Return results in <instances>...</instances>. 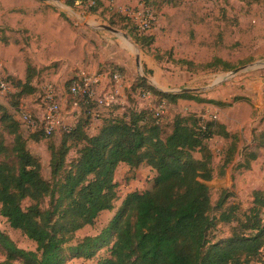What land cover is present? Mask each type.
Returning a JSON list of instances; mask_svg holds the SVG:
<instances>
[{"label": "trees", "instance_id": "obj_1", "mask_svg": "<svg viewBox=\"0 0 264 264\" xmlns=\"http://www.w3.org/2000/svg\"><path fill=\"white\" fill-rule=\"evenodd\" d=\"M95 1L96 7L87 15L101 8L99 0ZM66 5L76 9L73 0H67ZM115 17L108 24L124 31L131 28L129 37L138 47L153 45V38L139 33L129 19ZM179 63L191 65L183 60ZM220 65L231 68L220 59L202 68L215 70ZM119 70L109 72L111 75L100 69L98 72L111 77ZM35 72V67L28 65L24 79H10L16 88L10 96L14 97L11 108L17 109L23 98L34 94ZM124 91L127 95L148 92L155 103L151 108L117 113L115 105L97 107L73 98L67 90L69 104L77 102L85 112L73 120L67 132H61L58 145L48 142L49 179L42 175L40 158L27 148L20 120L0 104V129L11 137L10 144H3L0 136V216L35 244L34 251L20 249L0 231V264H67L73 260L93 264H264V190H251V205L241 216L238 207L229 204L232 191L222 187L216 202L211 201L209 183L215 177L223 178L237 160V134L217 122L207 123L202 130L177 116L170 133L163 137L162 115H157L156 106L161 102L204 100L193 93L159 92L142 77H136L130 85L125 81ZM238 100L241 98H234L228 107ZM100 109L108 114L102 118L98 115L99 124L91 130V112ZM30 132L36 142L57 134L45 137L39 127ZM216 135L229 142L222 149L218 168L206 144ZM252 145L264 150L259 142ZM72 149H76V157L67 161ZM260 156L256 152L245 159L241 156L233 172H246L250 162ZM121 166L129 170L151 168L155 172L151 190L122 197L116 178ZM119 200L120 206L99 234L70 245L77 232L94 225L101 213L112 212ZM219 223L235 225L229 238L213 242L210 235ZM104 249L106 255L99 258Z\"/></svg>", "mask_w": 264, "mask_h": 264}, {"label": "rangeland", "instance_id": "obj_2", "mask_svg": "<svg viewBox=\"0 0 264 264\" xmlns=\"http://www.w3.org/2000/svg\"><path fill=\"white\" fill-rule=\"evenodd\" d=\"M6 1L13 0H0V15L3 19V22L0 21V81H4L9 89L0 90V104L7 107L16 120H20V130L27 140V148L40 158L45 179H49L50 172L48 142L58 145L62 137L60 134L65 131L36 142L32 139L30 130L22 123V111H28L33 119H38L43 110L41 96L44 87L51 85L63 97L60 98L62 116L70 127L72 120H76L79 114L85 112L82 106L76 110L69 104L67 90L72 80L82 74L98 72L99 69L110 74L109 72L113 70L117 72L118 68L122 82L120 95L114 93L113 84L109 82L104 83L102 91L103 94L110 93L114 97L118 103L115 106L119 108L117 113H123L127 109L143 110L154 105V100H144L141 91L129 95L125 93V81L130 85L136 77L143 76L151 87L167 94H182L181 90L197 89L199 92L195 94L204 100L203 103L198 101L190 103L185 100L166 103L160 120L163 137L170 133L174 118L177 116H182L187 119L188 124L202 130L209 122L221 123L239 137L238 147L242 154L238 151L235 159L240 155L245 159L248 154L256 152L261 155L259 169H263L264 150L257 149L252 143L259 142L264 146V0H132V3L119 5L114 0H108L109 4L106 5L108 12L97 13V18L94 17L95 14L83 15L80 11L68 7L67 0L53 1L48 6L55 14L57 12L65 14L68 20L69 28L61 30L60 35H63V38L53 35L55 33L48 26L50 19L26 21V25L13 19L6 21L5 13L7 14L11 8L7 6L12 4L11 2L4 5ZM133 2L146 5L158 18L151 35L154 42L151 47L144 49L138 47L129 37L131 28L124 31L108 24L109 19H117L115 16L124 17L117 12L118 7L135 4ZM60 6L73 12L76 18L61 12ZM111 14L114 15L110 18ZM102 25L116 29L119 33L114 34L101 29L99 26ZM28 26H32L33 33L30 34ZM122 34L128 38L125 39ZM5 40H11L12 44L9 41L4 43ZM137 57L140 68L136 66ZM215 59L229 64L231 68L225 69L222 65L215 70L202 68ZM180 60L191 65L181 64ZM23 63L25 67L27 64H33L37 68L32 80L35 92L32 96L23 98L17 109H13L10 105L14 97L10 96L16 88L10 79L24 77ZM237 70L240 71L231 75ZM110 75H107V78ZM6 78H9L13 85ZM234 98L241 100L228 107ZM93 112L100 115V118L108 114L102 109ZM98 124L99 120L94 119L93 125L90 126L91 130ZM215 128L212 130H216ZM0 136L3 144H10L11 137L4 134L1 129ZM206 144L214 154V165L218 168L222 149L227 144L229 146V142H224L216 135L206 140ZM75 150L72 149L68 153L67 161L76 157ZM235 167L234 163L229 167L231 171L228 170L231 176L235 174L237 178L235 188H228L231 186L230 179L223 181L222 184L215 180L209 183L210 195L214 204L222 185H226L225 188L233 192L229 204H235L238 207L237 214L241 216L251 205V190L257 187L264 190V178L257 183L256 181L251 183L249 177L252 175L258 180L260 170L259 174H255L253 168L250 172L248 168L246 171L248 173L241 172L238 175L237 172H233ZM148 170L150 169L146 166L131 170L121 166L117 169L116 178L122 197L133 191L151 190L154 176ZM120 202L121 200L114 203L112 212L101 213L94 225L77 232L70 245L86 236L99 234L112 219ZM234 225L217 224L210 235L212 241L218 242L229 238ZM0 231L18 248L34 251L35 244L19 231L10 228L1 216ZM102 255H106L105 249L98 257ZM2 260L3 257L0 255V261ZM67 264L93 263L73 260Z\"/></svg>", "mask_w": 264, "mask_h": 264}, {"label": "built area", "instance_id": "obj_3", "mask_svg": "<svg viewBox=\"0 0 264 264\" xmlns=\"http://www.w3.org/2000/svg\"><path fill=\"white\" fill-rule=\"evenodd\" d=\"M73 6L76 10L80 11L83 15H87L91 10L96 7L95 0H73ZM117 12L124 17L128 18L136 27V30L145 35L151 36L157 25V16L155 13L142 3L129 4L125 7H118ZM108 80V81H107ZM109 82L113 84L115 94H119L122 90L121 75L119 73L113 74L107 78L105 73H91L82 74L78 78L72 80L69 85L68 91L73 98H81L90 101L97 107H110L118 104L114 97L109 94H103L104 83ZM9 87L4 81H0V90L6 91ZM102 89V90H101ZM112 90L110 89V92ZM113 94V92H112ZM144 100H150L151 95L148 92L141 93ZM61 94L54 86L47 85L44 87L42 95L43 110L38 119H33L28 111H22V123L29 129L39 127L45 137L51 136L57 132H67L70 127L64 121L61 111ZM73 109H78V103L74 102ZM166 104L161 102L155 107L157 115H163ZM93 119H97L98 115L91 112ZM37 121V122H36Z\"/></svg>", "mask_w": 264, "mask_h": 264}, {"label": "crops", "instance_id": "obj_4", "mask_svg": "<svg viewBox=\"0 0 264 264\" xmlns=\"http://www.w3.org/2000/svg\"><path fill=\"white\" fill-rule=\"evenodd\" d=\"M114 1L117 3V5H119L120 3L123 4V3H127V2L132 3V0H114ZM6 2H8V3H6ZM6 2H5L4 5H9V3L12 2L11 6H7V7H11V8H10V10L7 11V14L5 13V17L7 16L6 17V21H9V20L13 19V20L17 21L18 23H19V21L24 22V25H26L25 24L26 21H34V20H39V21L42 20V21H44V20H49L50 19V23L48 24V26L51 28V31L53 33H55L53 35L57 36L58 38H59V36L61 38H63V35H60L62 33L61 30L63 31L65 29V27L69 28V25H68V22H67L68 20L65 17L60 16L58 14V12L56 13L57 14V16H56V14L53 12L52 8H50L48 6L49 5L48 2H40V1H37V0H13L11 2H9V1H6ZM99 2L102 4V6L97 11V13L108 12L107 11L108 7L106 6V5L109 4L108 0H99ZM133 3H136V2H133ZM115 10H116V8H115ZM96 14L94 15L95 18H97V16H98ZM0 17H1V15H0ZM0 21L3 22L2 17L0 18ZM31 27L32 26H28V29L30 28L29 29L30 34L33 33V31H34ZM25 28L27 29V26H25ZM28 35H29V33H28ZM8 41H9L10 44H12L11 40H5L4 43H7ZM30 51H33V50H30ZM28 65L29 64H27L26 67H25V64L23 63L24 77H25V72H26V68H27ZM31 66H33V67H35V69H37L35 65L32 64ZM24 77H22V79H24ZM18 79H20V78H18ZM195 93H197V92H194L193 94H195ZM189 102L190 103H195L194 101H189ZM72 122H73V120H72ZM72 122L70 123V125L72 124ZM226 129H227V127H226ZM227 131H229V130L227 129ZM229 132H231V131H229ZM241 160H242V158L240 156L236 160L235 163H237V162H239ZM259 161H260V157L258 159H256L255 161H251L250 162V169H249L248 172H250V170L253 168L254 172H256L255 174H259L258 172L260 170V177H258V180H256V178H254L252 175L249 177V181L251 183L253 181H256V183H257L258 181L262 180L261 178H264V167H263L262 170L259 169L260 168V162ZM149 169L150 170H148V171H151L152 175L154 176L155 172L151 168H149ZM228 170H230V169H228ZM228 170H227V172H226V174L224 175L223 178L218 179V178L215 177L213 181L216 180L217 182L222 184L223 181H226L227 179H230L231 186L228 187V188H235V185H236V182H237V178H236V176L233 178L231 176V174L228 173ZM248 172H246V173H248ZM213 181H211V182H213ZM225 186L222 185V187H224V188H225ZM76 261L85 262L83 260H76ZM85 263H87V262H85Z\"/></svg>", "mask_w": 264, "mask_h": 264}, {"label": "water", "instance_id": "obj_5", "mask_svg": "<svg viewBox=\"0 0 264 264\" xmlns=\"http://www.w3.org/2000/svg\"><path fill=\"white\" fill-rule=\"evenodd\" d=\"M37 1H40V2H48V3H50V2H53V1H56V2H59L60 0H37ZM59 10L61 11V12H64V13H68V14H70L71 16H73L74 18H76V16L74 15V13L73 12H70L67 8H63V7H59ZM101 29H104V30H106V31H108V32H111V33H114V34H118L119 32L116 30V29H113V28H111V27H109V26H105V25H102V26H99ZM123 35V37L125 38V39H127L128 37L125 35V34H122ZM136 66H137V68H140V64H139V60H138V57L136 58ZM240 71V70H239ZM238 70L237 71H235V72H232V74L231 75H234V74H236L237 72H239ZM142 78H143V76H142ZM181 93H194V92H199L197 89H184V90H181L180 91Z\"/></svg>", "mask_w": 264, "mask_h": 264}]
</instances>
